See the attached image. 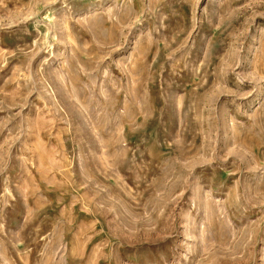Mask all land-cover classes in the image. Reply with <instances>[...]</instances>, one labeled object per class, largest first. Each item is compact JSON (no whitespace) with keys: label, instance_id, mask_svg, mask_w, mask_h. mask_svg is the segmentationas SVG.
<instances>
[{"label":"rangeland","instance_id":"1","mask_svg":"<svg viewBox=\"0 0 264 264\" xmlns=\"http://www.w3.org/2000/svg\"><path fill=\"white\" fill-rule=\"evenodd\" d=\"M0 264H264V0H0Z\"/></svg>","mask_w":264,"mask_h":264}]
</instances>
